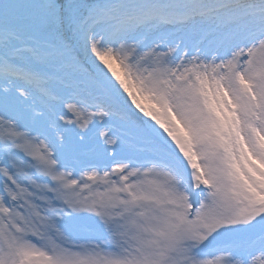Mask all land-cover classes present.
<instances>
[{"label": "snow or ice", "instance_id": "1", "mask_svg": "<svg viewBox=\"0 0 264 264\" xmlns=\"http://www.w3.org/2000/svg\"><path fill=\"white\" fill-rule=\"evenodd\" d=\"M0 264H264V0H0Z\"/></svg>", "mask_w": 264, "mask_h": 264}]
</instances>
